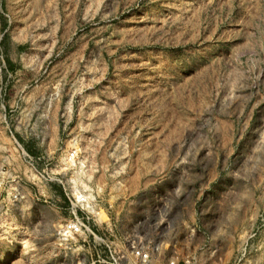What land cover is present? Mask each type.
I'll return each instance as SVG.
<instances>
[{"label": "rangeland", "instance_id": "1", "mask_svg": "<svg viewBox=\"0 0 264 264\" xmlns=\"http://www.w3.org/2000/svg\"><path fill=\"white\" fill-rule=\"evenodd\" d=\"M0 182V264H93L82 196L159 264H264V0H0Z\"/></svg>", "mask_w": 264, "mask_h": 264}, {"label": "built area", "instance_id": "2", "mask_svg": "<svg viewBox=\"0 0 264 264\" xmlns=\"http://www.w3.org/2000/svg\"><path fill=\"white\" fill-rule=\"evenodd\" d=\"M75 153H71L70 158H74ZM3 182H0V190L3 189ZM89 199L82 196L77 199L76 203H72L73 217L66 220L58 230V234L63 241L75 239L84 236L96 243V260L93 264H159L161 257L165 256L169 251V243L161 241L158 243L148 241L143 244L135 239L117 240L116 237L100 235L90 225L91 218L89 216L79 215L78 209L88 208ZM195 256H181L175 252L168 264H194Z\"/></svg>", "mask_w": 264, "mask_h": 264}]
</instances>
